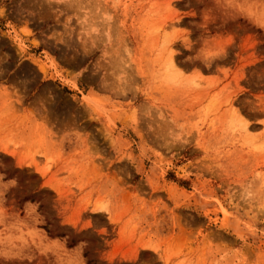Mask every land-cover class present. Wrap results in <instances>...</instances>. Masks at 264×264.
<instances>
[{"label":"rangeland","instance_id":"1","mask_svg":"<svg viewBox=\"0 0 264 264\" xmlns=\"http://www.w3.org/2000/svg\"><path fill=\"white\" fill-rule=\"evenodd\" d=\"M0 264H264V0H0Z\"/></svg>","mask_w":264,"mask_h":264}]
</instances>
